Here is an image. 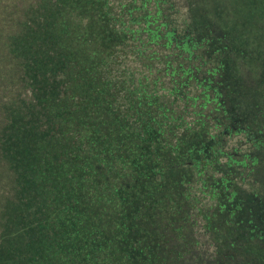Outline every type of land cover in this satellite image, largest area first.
Listing matches in <instances>:
<instances>
[{
	"label": "trees",
	"instance_id": "16d2710c",
	"mask_svg": "<svg viewBox=\"0 0 264 264\" xmlns=\"http://www.w3.org/2000/svg\"><path fill=\"white\" fill-rule=\"evenodd\" d=\"M3 6L0 177L29 202L0 264H264L261 29L180 0Z\"/></svg>",
	"mask_w": 264,
	"mask_h": 264
},
{
	"label": "rangeland",
	"instance_id": "374dc122",
	"mask_svg": "<svg viewBox=\"0 0 264 264\" xmlns=\"http://www.w3.org/2000/svg\"><path fill=\"white\" fill-rule=\"evenodd\" d=\"M11 0H0V30L4 24L2 18L6 15L4 4L9 6ZM186 13L194 9L200 16L199 26L218 25L222 28L232 26L247 35H254L260 29L264 33V0H180ZM8 9V7H7ZM215 27V26H214ZM260 44V42H258ZM25 178L17 184L22 183ZM13 184L9 175L0 177V221L2 217L11 223L15 216L27 211L28 196L23 190Z\"/></svg>",
	"mask_w": 264,
	"mask_h": 264
}]
</instances>
